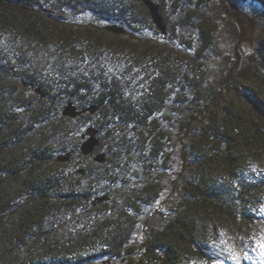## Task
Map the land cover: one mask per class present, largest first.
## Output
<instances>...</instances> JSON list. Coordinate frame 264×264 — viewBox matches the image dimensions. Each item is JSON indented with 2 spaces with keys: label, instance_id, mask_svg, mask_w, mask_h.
Listing matches in <instances>:
<instances>
[{
  "label": "trees",
  "instance_id": "1",
  "mask_svg": "<svg viewBox=\"0 0 264 264\" xmlns=\"http://www.w3.org/2000/svg\"><path fill=\"white\" fill-rule=\"evenodd\" d=\"M155 1L167 32L140 50L123 42L155 26L142 0H0V233L16 245L0 264H217L219 223L243 244L264 192V0ZM69 100L98 108L67 117ZM90 125L97 173L79 165ZM164 176L176 202L146 210Z\"/></svg>",
  "mask_w": 264,
  "mask_h": 264
},
{
  "label": "rangeland",
  "instance_id": "2",
  "mask_svg": "<svg viewBox=\"0 0 264 264\" xmlns=\"http://www.w3.org/2000/svg\"><path fill=\"white\" fill-rule=\"evenodd\" d=\"M22 14L18 15L17 17L21 16ZM15 16V15H14ZM91 15L85 14L81 16L74 17L73 20L69 21L70 25L73 27H76L78 24H84V22L91 21L92 18ZM148 23V22H147ZM109 23L104 21H95L96 30H99V28L105 29L106 26ZM147 25V24H146ZM1 28V27H0ZM2 29V28H1ZM4 29V28H3ZM245 30H251V27L249 25L245 24ZM156 31L157 28L154 26L153 29L150 30H143V37L135 38L133 36L126 37L127 39L123 42L125 46L128 48H138L141 50L140 43L142 42H157L159 39L156 37ZM249 37V35H248ZM246 36V38H248ZM226 38V37H225ZM112 40V43H116L117 40L114 39V37H110L109 41ZM76 104V102H74ZM77 105V104H76ZM179 115L183 122H187L191 118L192 111L188 105H181L179 107ZM181 121V122H182ZM264 160L260 161H251L252 168L254 169V172H256L258 175L264 176ZM79 165L83 167H87L91 173H97L101 172L102 168H98L93 160V155L86 156L80 158ZM113 165V164H112ZM191 166V165H190ZM104 182V181H103ZM101 183L97 181L98 185L104 186V183ZM93 183H95L93 181ZM135 184L141 183V180H136L134 182ZM148 190L150 195H146L144 193V196H148V199L151 201V206H147V209L152 208L153 210H163L166 206L172 205L176 202V196L179 191V186L173 184L171 178L162 177L159 179H156L154 181H148ZM128 191L129 189L133 188L132 182H129L127 184ZM118 187L112 186V201L118 202L121 199V191L120 189H117ZM143 190V189H142ZM146 190V191H148ZM102 194V193H100ZM103 206H100L102 208ZM116 208L112 210V217H115ZM253 213L255 214V219L253 223L250 225L248 234L245 237L243 244H239L233 241V238H230L225 232L221 231L222 224L219 223V229L218 231L213 235H210L211 238H214V244H215V261L217 264H236L238 260L241 258L244 259V261L248 262L249 264H264V192L262 194H259L258 198L255 200V203L253 204ZM144 221H139L137 226L134 228V232L137 234V238L135 239L138 243L143 240L145 237V233L148 231L147 225L144 223ZM157 224L160 225V222ZM70 225V224H69ZM70 231V229H68ZM6 232L0 233V244L2 246H6L7 248H12L16 246L13 241L3 239L1 236H5ZM213 242V241H212ZM134 243H131L133 245ZM130 245V246H131ZM19 248L24 254L27 253L29 250L27 246H19L16 247ZM107 257H103L102 260H105ZM221 258H224L225 261H222ZM113 264H124V263H118L117 261H114Z\"/></svg>",
  "mask_w": 264,
  "mask_h": 264
},
{
  "label": "water",
  "instance_id": "3",
  "mask_svg": "<svg viewBox=\"0 0 264 264\" xmlns=\"http://www.w3.org/2000/svg\"><path fill=\"white\" fill-rule=\"evenodd\" d=\"M144 5L147 7L150 17L152 19V22L154 23L155 27L158 31H160L162 34H166V24L164 22L163 16L160 13L159 10V4L155 0H142ZM106 29L108 31H112L115 33H123L125 31V28L123 26H120L118 24H108L106 26ZM37 92H40L41 95H44L43 92L40 91L39 88H36ZM98 106L93 104L90 106H87L85 108H78V106L74 103L73 100H69L66 102L62 107V114L67 117L74 118L86 111H89L90 113H94L97 110ZM82 142L80 144V152L83 155H93V159L96 162L103 163L106 160V154L103 151H100L97 149L100 138L98 136V129L90 125L85 128V131L82 135ZM70 157V152L66 154H60L57 156V160L59 161H65L68 160ZM80 172H83V169L79 170ZM108 198V195H102L98 196L96 199L97 201H103Z\"/></svg>",
  "mask_w": 264,
  "mask_h": 264
}]
</instances>
